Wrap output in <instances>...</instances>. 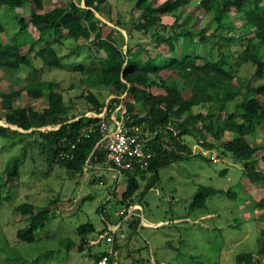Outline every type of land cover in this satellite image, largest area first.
<instances>
[{"label":"trees","instance_id":"1","mask_svg":"<svg viewBox=\"0 0 264 264\" xmlns=\"http://www.w3.org/2000/svg\"><path fill=\"white\" fill-rule=\"evenodd\" d=\"M132 1L142 14L135 32L148 39L142 41L136 51L131 47L135 45L131 44L132 33H129L127 47L123 50L112 36L115 30L103 32V23L95 14L101 12L107 0H80L82 7L70 2L64 8L56 7L48 12L42 11L41 0H32L29 18L15 21L16 30L6 43L1 41V36L8 33L0 21V70L9 74L20 70L26 72L22 88L0 95V105L5 112L3 122L7 125L0 126V136L9 139L7 143L11 145L16 136L31 135V145L37 144L44 152L48 165L59 164L70 172H82L98 165L106 168L104 153L95 149L101 137L97 126L99 119L85 115L73 117L61 93L55 92L56 83L32 79L34 73L45 68H64V59H69L71 54L60 56L58 48H64L69 41L83 40L85 44L89 42L88 57L97 61V66L83 82L90 89H112L116 96L112 102L115 105L121 103V115L139 125L140 132L147 137L146 149L152 155L145 169L137 165L133 170H121V175L127 177L120 198L125 209L129 208L131 198L140 186L143 187L142 196L156 186L161 168L195 157L212 162L200 151L193 153L191 142L195 140L199 146L208 144L210 148L218 149L215 144L222 141L226 133H231L232 137L221 144V156L242 162L244 177L250 183L262 181L259 162L261 159L264 164V156H258L257 151L264 150V146L252 147L248 139L253 138L260 127L264 128V0H200L198 6L210 16L204 27L191 25L194 15L184 7L192 0H165L156 5L151 0ZM29 2L0 0V11L21 9ZM165 15L171 16L174 22L164 24L162 17ZM231 16H239L243 21L241 25L225 26V19ZM30 24L38 32L37 38L24 37ZM209 30L212 32L208 33ZM163 46L172 54L165 55L160 50ZM23 47L28 48L25 53ZM74 50L76 47L69 53L73 54ZM246 64L253 67L251 77L258 80L256 85L239 73ZM84 68L83 64L75 66L76 71H84ZM180 79L191 87L187 98L176 83ZM152 87L161 89L162 93L153 94ZM23 92L31 101L44 99L47 106L42 110L14 106ZM123 94L125 98L120 101L118 97ZM86 96L92 104L89 112L101 113L105 100L100 101L91 91ZM238 97L241 100H237ZM229 102H235L232 109L227 108ZM196 107L202 111H196ZM26 150L25 144L23 150L11 157L0 175L3 180L0 190L19 177V166L27 155ZM225 174L226 171L221 172V175ZM220 194L221 190L199 186L191 206L205 208L209 198ZM226 195L229 199L237 198L234 191H227ZM2 198L6 197L0 194V202ZM256 207L264 208V197L254 204ZM15 210L24 215L26 221V226L17 230L16 237L26 243H33L36 232L52 218L48 206L35 212L34 205L23 203ZM103 210L102 205L97 210L105 223L103 230L96 232L91 223L81 224L75 230L82 242L91 235L98 236V243L102 241L108 249L96 252L94 264L110 253L116 255L122 245L121 226L113 233L112 249L100 238L107 229L106 224H112ZM127 219L122 215L117 223L122 224ZM234 223L238 226L237 220ZM257 242L256 252L236 255L237 264H262L257 260L261 256L264 259V239Z\"/></svg>","mask_w":264,"mask_h":264},{"label":"rangeland","instance_id":"2","mask_svg":"<svg viewBox=\"0 0 264 264\" xmlns=\"http://www.w3.org/2000/svg\"><path fill=\"white\" fill-rule=\"evenodd\" d=\"M31 1L21 9L4 8L0 11V21L8 33L7 36H1L2 42L6 43L15 32V21L18 18H29L33 9ZM151 1L155 5L165 2ZM199 1L192 0L184 7L194 15L195 20L191 22L193 27H204L210 19L198 6ZM70 2L82 7L80 0H41V7L43 12H48L56 7L64 8ZM95 15L103 23L101 27L104 33L115 30L112 36L123 50L127 47L129 33L134 35L131 41V44L135 43L131 45L133 51L142 41H148L135 32L142 14L132 0H107L101 12ZM162 22L172 24L174 21L171 16L165 15ZM242 22L239 16H231L225 19L224 25L238 27ZM30 36L38 37V32L31 24L28 32L24 33V37ZM88 44L83 43V40L78 43L69 41L64 48H58L60 56L71 54L69 59H64V68H45L32 76V79L56 83L55 92L61 93L69 114L76 118L92 115L89 112L92 104L86 96L89 91L100 101H106L113 95L111 88L90 89L83 82L97 66V61L93 62L88 57ZM75 47V52L69 53ZM27 49L23 47V53ZM160 50L165 55L172 54L165 51L164 46ZM142 56H145L144 53ZM79 64L85 66L84 71L75 70ZM239 73L251 81L252 85H256L258 80L251 77L252 66L242 65ZM25 76L24 70L15 74L0 70V95L22 88ZM176 83L182 95L187 98L191 87L182 79ZM242 83L246 82L243 80ZM151 92L157 94L162 93V90L152 87ZM237 100H241V97ZM235 102H229L227 108L232 109ZM14 106H31L42 110L47 102L44 99L31 101L23 92ZM195 110L202 111L197 107ZM4 115L0 105V126L6 127ZM10 128L18 129L15 126ZM231 137V133H226L224 139L215 144L218 149H212L208 144L199 146L193 140V153L200 151L212 162H206L201 157L182 160L161 168L158 183L146 195H141L143 187L140 186L129 205L137 209L120 225L124 237L120 238L122 245L115 255L117 264H237L236 255L256 252L258 239H264V208H254V204L264 197V164L260 159L259 169L263 180L256 184L250 183L244 177L242 162L220 154L221 144L230 141ZM8 141L6 137L0 136V175L11 157L23 150L25 144L28 151L19 166V177L6 183L0 190L1 196L6 197L0 202V264H94L93 256L96 252L108 249L102 241L97 242L98 236L91 235L82 242L75 230L84 223H91L96 232L103 230L105 223L97 211L101 205L104 207L102 213L112 223L110 225L118 224L116 213L126 207L120 203L127 184L126 175H120L118 179L115 172L103 169L101 165L88 167L82 172H70L59 164L48 165L44 152L37 144L31 145V135L16 136L11 145ZM248 141L255 148L264 146L263 126ZM257 155L264 156V150H258ZM222 171H226V174L221 175ZM199 186L221 190V194L209 198L205 208H193L191 205ZM227 191H234L237 194L236 200L229 199ZM23 203L34 205L35 212L48 206L52 214L46 225L36 232L33 243L23 242L16 237L17 230L26 226L25 216L15 210ZM257 261L264 264L262 256Z\"/></svg>","mask_w":264,"mask_h":264},{"label":"built area","instance_id":"3","mask_svg":"<svg viewBox=\"0 0 264 264\" xmlns=\"http://www.w3.org/2000/svg\"><path fill=\"white\" fill-rule=\"evenodd\" d=\"M115 98L116 96L112 95L105 101V106L101 113H92L88 117L99 119L97 126L101 137L95 149L97 147L104 153L106 168L103 169L115 172L119 179L121 170H133L137 165L145 169L152 155L146 149L147 137L140 132L139 125L132 124L128 116L124 117L121 115L122 104L115 105L112 102ZM118 98L122 101L125 98V94L120 95ZM113 105H115V108ZM71 148L73 149L74 146L72 145ZM135 208L132 206L128 209L122 208L119 213H116V216L125 215V218H129ZM120 224H113V226L106 224L107 229L100 236L101 239L105 240L109 248L114 240L113 233L119 230ZM119 236L120 238L124 237L123 234ZM95 264H117L115 254L110 253V256L100 258Z\"/></svg>","mask_w":264,"mask_h":264}]
</instances>
